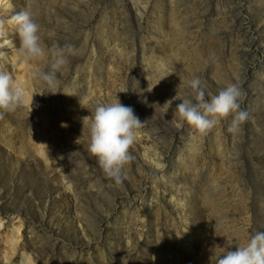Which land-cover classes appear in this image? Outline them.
<instances>
[{
    "label": "rangeland",
    "instance_id": "rangeland-1",
    "mask_svg": "<svg viewBox=\"0 0 264 264\" xmlns=\"http://www.w3.org/2000/svg\"><path fill=\"white\" fill-rule=\"evenodd\" d=\"M11 4L0 71L44 94L0 118V264H216L264 231V0ZM21 10L43 59L18 50ZM60 49L51 93L40 73ZM197 77L206 98L240 88L239 131L231 116L206 135L180 121L175 97L194 99ZM117 99L144 122L120 184L88 150L95 107Z\"/></svg>",
    "mask_w": 264,
    "mask_h": 264
},
{
    "label": "clouds",
    "instance_id": "clouds-1",
    "mask_svg": "<svg viewBox=\"0 0 264 264\" xmlns=\"http://www.w3.org/2000/svg\"><path fill=\"white\" fill-rule=\"evenodd\" d=\"M11 8V0H0V10ZM4 23L0 20V38L7 36ZM8 23L15 26L19 40L18 50L24 59L36 60L48 56V50L41 42V26L30 11L15 13ZM10 44L12 41L5 39L0 47ZM68 52L74 54V49L69 47ZM3 56L4 53L0 52V58ZM52 57L49 71L40 73V76L49 87L48 92L56 93L57 91L51 90L57 86L56 73L67 60L64 49L52 52ZM188 86L193 90L194 99L176 96L175 99L182 102L175 109L180 121L187 123L199 134L206 135L221 119L229 116L232 117L227 126L229 133L239 131L240 126L246 122L248 113L241 108L242 92L236 84L228 85L216 95L208 94V98L199 77L190 80ZM34 94L44 93H30L25 82L8 72L0 71V118L22 106H27L31 112ZM143 124L134 110L118 99L114 103L98 104L95 107L89 125L88 150L97 158L105 175L116 184L122 183L123 169L134 159L130 149L136 143ZM21 264H26V259H22ZM216 264H264V231H257L244 246H237L234 251L228 250L217 259Z\"/></svg>",
    "mask_w": 264,
    "mask_h": 264
},
{
    "label": "bare ground",
    "instance_id": "bare-ground-1",
    "mask_svg": "<svg viewBox=\"0 0 264 264\" xmlns=\"http://www.w3.org/2000/svg\"><path fill=\"white\" fill-rule=\"evenodd\" d=\"M5 31H6V33H7V36L5 37V39L11 41V38H10V36H11V31H10V30H5ZM3 44H4V43H3ZM157 165H159V164H157Z\"/></svg>",
    "mask_w": 264,
    "mask_h": 264
}]
</instances>
